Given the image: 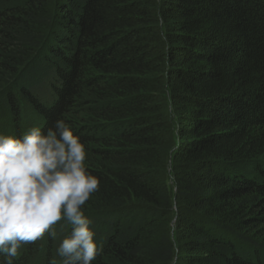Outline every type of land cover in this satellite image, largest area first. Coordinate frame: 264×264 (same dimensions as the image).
<instances>
[{"label":"trees","instance_id":"obj_1","mask_svg":"<svg viewBox=\"0 0 264 264\" xmlns=\"http://www.w3.org/2000/svg\"><path fill=\"white\" fill-rule=\"evenodd\" d=\"M57 119L93 264H264V0H0V134ZM54 229L14 264H59Z\"/></svg>","mask_w":264,"mask_h":264},{"label":"clouds","instance_id":"obj_2","mask_svg":"<svg viewBox=\"0 0 264 264\" xmlns=\"http://www.w3.org/2000/svg\"><path fill=\"white\" fill-rule=\"evenodd\" d=\"M88 156L63 119L46 131L33 126L19 137L0 134V264H14L23 245L45 234L56 240L61 221L71 230L55 249L59 264H93L103 249L83 206L100 181L86 169Z\"/></svg>","mask_w":264,"mask_h":264},{"label":"rangeland","instance_id":"obj_3","mask_svg":"<svg viewBox=\"0 0 264 264\" xmlns=\"http://www.w3.org/2000/svg\"><path fill=\"white\" fill-rule=\"evenodd\" d=\"M34 126H37L36 123L34 124Z\"/></svg>","mask_w":264,"mask_h":264}]
</instances>
